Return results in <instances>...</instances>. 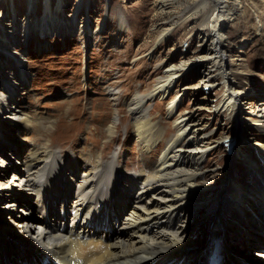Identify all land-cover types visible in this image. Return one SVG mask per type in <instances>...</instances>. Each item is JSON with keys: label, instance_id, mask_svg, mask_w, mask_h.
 I'll list each match as a JSON object with an SVG mask.
<instances>
[{"label": "bare ground", "instance_id": "6f19581e", "mask_svg": "<svg viewBox=\"0 0 264 264\" xmlns=\"http://www.w3.org/2000/svg\"><path fill=\"white\" fill-rule=\"evenodd\" d=\"M1 2H11L14 12L17 11L18 7L13 0H0ZM26 2H29L30 9L24 17L13 16L10 20H6L8 12H4L2 16L4 19L0 20V45L3 48L0 50V62L10 65L9 68L1 71L0 110L4 108V111L12 115L10 117L0 113V145L2 148L9 149V152L16 150L14 151L16 159L22 162L13 164L5 156L6 161L0 158L1 238L6 241L15 239L20 242L17 247L8 249L5 247L0 250V253L8 254L7 264H18L20 260L25 261V259L30 264L32 262L44 264L40 258L43 254L52 264H164L195 255V257L207 256L210 259L213 257L212 264H219L215 252L226 243L227 237L236 241L238 249L245 242L246 246L261 245L259 247L264 250L262 246L264 234L259 230L261 228L256 224V219L250 220L246 212L248 209L258 218H260L259 214L264 216V207L253 202L262 203L264 200V144L256 141L252 146L251 141L254 139L250 137L245 138L243 143L241 135L243 132L237 130L235 137L229 139L226 146L236 166L231 167V173L220 179L217 176V170L207 172L203 165L205 164L203 160L208 155L204 149L210 144L199 147L197 142L199 128L196 129L193 126L197 123L195 114L178 116L173 121V129L169 128L163 132L161 121L154 116L159 111L161 103L158 101L152 108L148 106L156 98L165 99L171 94L184 72L193 66V61L187 60L178 65H169L163 74L156 78L152 87L144 91L141 89L136 91L134 97L128 102L130 111L135 115L130 128L136 140L141 143L143 151V157L141 156L143 163L140 165L139 175L135 173L130 175L127 170L121 167L116 169L104 162L103 154L93 153L89 143L90 140L93 141L91 138L77 145V147L82 145L87 148V152L76 151L78 155L74 161L69 164L71 160H68L65 166L59 161L60 158L54 151L52 143V137L58 129L49 134L47 132L49 130L43 128L44 138L38 145L30 143L29 139L32 137L28 136L30 131L21 135L22 129L30 128L33 132L37 131L32 120L35 119L34 112H28L26 105L22 103L18 104V108L16 107L18 111L13 107L17 104L16 96L22 95L20 90L27 88L29 70L24 67L28 56L23 46L27 44L28 39L37 40L54 34L63 37L65 42L71 29L74 33L86 35V29H83L84 24L77 28L73 23L74 28H66L67 22L60 18L58 11L61 0L58 1L55 12L46 9L44 21L38 20L34 15L37 1L26 0ZM108 3L110 4V0H107L106 4ZM161 3L160 8L168 7L169 0H163ZM210 4L213 5V13L210 11L209 15L210 13L211 15L207 16L206 23L210 28L204 34L212 35L208 40L210 41L208 52L195 61L207 62L208 70H214L213 75L208 74L203 78L206 89H210L211 85L220 78L223 81L225 93L216 112L221 114L231 112L237 116L239 107L246 100L241 97V94L247 87L242 85L237 75L232 76L235 68L229 69L226 66L224 56L229 48L226 41L229 25L238 18L244 6L240 1L232 5L228 0H201L198 7L205 9ZM48 5L49 1L45 7ZM260 14H257V18L263 29V17L261 18ZM189 17L190 14L184 21ZM102 20H107V16H104ZM118 25L120 29L126 27L121 16L118 18ZM103 27L104 24L99 26L97 33L102 31ZM172 33L171 28H168L162 37L160 35L159 42L166 40ZM261 35H264V32ZM41 46L45 51L50 50L45 44ZM11 52L12 62H9L8 58L6 60L2 58L8 57ZM150 55L154 56L152 52ZM2 80L3 83H1ZM178 96L179 94L167 102L169 116L177 112L180 104ZM6 99L11 102L12 110L10 111L7 109ZM95 111L96 107L93 106L90 114L94 116ZM254 113V118L242 116L240 113L237 116L236 127L240 128L244 120H247L245 123L248 124L253 121L259 127L260 133L264 135L263 101L259 102ZM116 126V123L111 121L106 127L109 139L113 137ZM54 127L59 126L54 125ZM11 130H18V133L9 135ZM193 135L196 137H191ZM73 138L74 133L63 131L61 141L64 143L62 144ZM5 141L11 145L4 144ZM217 142L220 144L218 147H221V140ZM189 145L198 147L196 150H189L187 149ZM22 152H27L24 160ZM8 161L11 165L7 166ZM57 161L59 162L56 165ZM209 161L207 159L206 162ZM241 167H246V174H242L245 180L238 182L235 177ZM80 170L83 174L80 176V181L74 184L76 190L71 193V186L66 187L65 182L71 173L75 174ZM120 172L125 174L122 177L124 180L117 177L116 174ZM8 174H12V178L7 177ZM120 180L128 181L125 187L129 188L128 190L122 189ZM206 181L211 182L209 186L206 185ZM240 184H244L243 190L251 198V207L257 211L240 199ZM149 189L156 190L154 194L161 196V200L154 199L153 196L148 199L147 194L141 195ZM258 194H260L259 197ZM56 195L65 202V210L68 213L73 212V216H70L73 217L70 225L65 222V218L60 219L65 225L62 227L49 220V216L57 212L58 207L54 201ZM73 195L77 197L70 202V197ZM112 201L114 206L111 204ZM19 205H25L26 208L17 212ZM122 209H125V213L121 219V226L118 228L121 230L114 232L112 240L106 242L104 239L106 234L99 232L98 228L101 226L106 228L110 220L107 219L108 216ZM187 209H189L190 219L183 222L182 214ZM239 209L241 211H237ZM104 213L107 218L104 217ZM98 214L102 217L101 222L94 223L93 220ZM223 215L228 219L227 224L222 223L223 227L214 224L220 221ZM209 223L213 225V230L216 232L210 231L197 248L188 250L192 243L194 245L200 239L199 237H202ZM96 235L100 238L94 242L93 236ZM246 246L241 249L246 254L255 250V246ZM18 252L25 253V259L20 257L17 261L18 257L15 253L18 254ZM256 255H258L256 258L264 264V251H257ZM29 256L30 259L27 258Z\"/></svg>", "mask_w": 264, "mask_h": 264}, {"label": "rangeland", "instance_id": "374dc122", "mask_svg": "<svg viewBox=\"0 0 264 264\" xmlns=\"http://www.w3.org/2000/svg\"><path fill=\"white\" fill-rule=\"evenodd\" d=\"M35 1L37 4H35L34 15L38 20L44 21L46 20L44 19L46 9L55 12L59 0ZM48 1L49 5L45 7ZM161 1L163 0H110V4H106L107 0H61L58 11L60 18L67 22L66 28H74L73 23L77 28L84 24L83 29H86V35L74 33L71 29L65 42H63V37L54 34L37 40L28 39L27 44L23 46L28 56V61L26 60L28 66L26 67L25 61L24 67V69L29 70L27 88L20 90L22 95L16 96L17 104H14L13 107L17 110L18 104L22 103L26 105L25 108L28 112H34L35 119H31L37 131L33 132L30 128L22 129L21 135L30 131L28 135L32 136L29 139L30 143L38 145L44 138L43 128L49 130L47 131L49 134L58 129L52 137L54 141L52 143L54 151L60 158L59 161L65 166L68 160H71L69 164L74 161L78 155L76 151L87 152V148L82 145L77 147V145L91 138L93 141L90 140L89 143L93 153L100 152L103 154L104 162L111 167H116V169L121 167L127 170L130 175H139L140 165L143 163V158H141L143 151L141 143L136 140L135 134L130 128V123L135 115L130 111L128 102L134 97L136 91L140 89L144 91L152 87L156 78L160 74L162 75L169 65H178L183 61L190 60L194 62L193 66L184 72L172 93L167 95L165 99L156 98L151 104H148L152 108L158 101L161 103L159 111L154 115L157 120L161 121V130L166 132L169 128L173 129V121L180 115L195 114L197 123L193 126L196 129L199 128L197 129L199 132L198 145L200 147L210 144L204 149L208 155L203 160L205 162L203 165L207 172L217 170V176L220 179L231 173V167L236 166L226 146L229 143L228 140L235 137L237 130L243 132L241 133L243 143H245V138L250 137L254 139L251 141L252 146L256 141L264 144V135L260 133L259 127L254 124L255 122L252 121L248 124L245 123L247 120H244L240 128L236 127L237 116L240 113L242 116L254 118V111L259 102H264V35H261L264 32V0H228L232 5L240 1L242 2L241 5L244 6L242 12L238 14V18L229 25L228 37L226 38L229 48L224 56L226 66L229 69L235 68L232 76L237 75L242 85L247 87L245 92L241 94V97L246 100L239 107L237 116L231 112H223L225 114L216 112V108L225 93L223 81L220 78L211 85L210 89H206L203 78L208 74L213 75L214 70H208L207 62L195 61L208 52V43L210 42L208 40L211 39L212 35L205 36L204 34L210 28L206 20L213 13V5L210 4L209 7L203 9L200 8L201 6L198 7L201 0H169L168 7L160 8V5L162 6ZM13 2L18 7L17 13L14 12L11 2L0 3V20L4 19L2 17L4 12H8L6 20H10L13 16L16 18L24 17L30 9L29 2L27 3L26 0H13ZM189 14L190 17L184 21ZM257 14L262 15L261 18L263 17V29H261ZM104 16H107L105 21L102 20ZM119 16L123 18L126 24V27L121 29L118 25ZM102 24H104L102 31L97 33L98 27H101ZM168 28H171L173 33L166 40L159 42L160 35L162 37ZM8 30L10 31V29ZM199 33L202 34L199 35ZM42 44H45L50 50L42 49ZM1 49L3 48L0 45ZM151 52L153 57L150 55ZM11 57L12 52L8 57L2 58L5 60L8 58L9 62H12ZM9 66V64L0 62V76L1 71L9 68ZM177 94H179L180 104L177 107V112L169 116L167 102ZM5 101L8 102L7 99ZM10 103L9 101L7 104L9 111L12 110ZM93 106L96 107L94 116L90 114V109ZM0 113L4 116H10L8 112L4 111V108L0 110ZM111 121H114L117 126L113 137L109 139L106 127L110 125ZM54 125L60 128H55ZM63 131L74 133V138L65 144H62L64 142L61 141ZM17 133L18 130H11L9 135ZM191 137L195 138L196 136ZM219 140L222 143L221 147H218L220 144L217 141ZM4 144L11 145L7 141ZM21 146L22 143L19 147L21 148ZM196 147L198 146L189 145L187 149L196 150ZM63 150H65L64 153ZM14 151L9 152V149L2 148L0 145V158L6 161L5 156L13 164L22 163L21 160L16 159ZM26 155L27 152H22L23 160ZM207 159L210 161L206 162ZM9 161L7 166L11 165ZM59 161L55 164L57 165ZM240 164L244 166V164ZM145 168L147 169V167ZM225 170L228 171L225 172ZM82 174V170L75 174L71 173L65 182L66 187L71 186V193L76 190L74 184L80 181ZM242 174H246V167H241L238 170L235 177L238 182L245 180V176ZM116 175L124 180L122 179L125 176L124 173L120 172ZM11 176L12 174L7 175V177L12 178ZM205 183L209 186L211 182L206 181ZM121 184L123 185L122 189H124L128 181H121ZM240 186V199L252 208L251 198L243 190L244 184H240ZM56 187L59 190L58 184ZM128 189L125 188V190ZM155 191L149 189L141 195L147 194L148 199L153 196L152 198L161 200V196L154 194ZM259 196L260 194H258ZM76 197L77 195L71 196L70 202ZM54 201L58 207L57 212L52 216L49 214V220L51 223L62 227L65 225L61 223V220L65 218V222L70 225L73 218L70 216H73V212L68 213L65 210L66 204L58 195L54 197ZM234 201L235 199L232 201V206ZM253 202L264 207V200L262 203ZM111 204L114 206L113 201ZM23 208H26L25 205H19L17 212ZM246 212L250 220L256 219V224L261 228L259 230L264 234V216L258 213L260 216L258 218L254 212L252 213L248 209ZM124 213L125 209H122L112 216L109 215L108 218L104 213V217L110 219L109 224L106 228L99 227L98 231L106 234L104 236L106 242L112 240L114 232L121 230L118 228L121 226ZM101 219L102 217L98 214L93 222L100 223ZM189 219L190 214L189 209H187L182 214V220L184 222L185 220L189 221ZM194 220L195 218L193 222ZM227 222L228 219L223 215L222 219L214 224L223 227L222 223L226 225ZM212 226L209 223L204 229L202 237H199L200 239L194 245L192 243L188 250L197 248L210 231H215ZM93 238L94 242H97L100 237L96 235ZM246 244L244 242L238 249L236 241L227 237L226 243L215 252L219 259L218 263L262 264L260 259L256 258L258 256L256 255L257 251H264L259 247L261 245L246 246ZM19 245L18 240L6 241L2 239L0 231V250ZM243 246H255V250L246 254L241 250L245 248ZM262 246L264 247L263 244ZM15 254L18 257L17 261L20 257L25 259V253L18 252ZM195 256L183 257L180 261L164 264H212L213 257L210 259L207 256ZM7 258H9L8 254L1 252L0 264H7ZM27 258L30 259L31 257ZM40 258L44 264H52L45 254ZM18 264H27L26 259L25 261L20 260Z\"/></svg>", "mask_w": 264, "mask_h": 264}]
</instances>
